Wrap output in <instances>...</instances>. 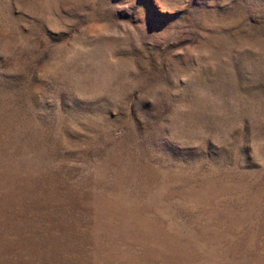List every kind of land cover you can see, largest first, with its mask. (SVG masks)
<instances>
[{
  "label": "rangeland",
  "instance_id": "374dc122",
  "mask_svg": "<svg viewBox=\"0 0 264 264\" xmlns=\"http://www.w3.org/2000/svg\"><path fill=\"white\" fill-rule=\"evenodd\" d=\"M0 264H264V0H0Z\"/></svg>",
  "mask_w": 264,
  "mask_h": 264
}]
</instances>
